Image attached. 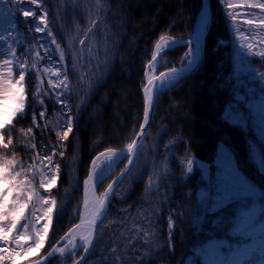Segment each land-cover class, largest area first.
I'll list each match as a JSON object with an SVG mask.
<instances>
[{
	"label": "trees",
	"instance_id": "obj_1",
	"mask_svg": "<svg viewBox=\"0 0 264 264\" xmlns=\"http://www.w3.org/2000/svg\"><path fill=\"white\" fill-rule=\"evenodd\" d=\"M260 1L254 3L259 5ZM137 4L130 6L128 0L3 2L11 23L23 37L19 52L27 49L34 63L25 80L26 110L4 130L13 145L7 150L0 147V161L13 159L20 173L16 182L24 192L21 200L32 193L17 229L7 234L11 245L23 236L21 247L30 246L37 233H43L47 222L44 214L52 207L43 246L39 252L22 257L20 264L46 254L74 223L72 212L82 199L81 183L95 154L122 149L132 141L144 115L143 75L154 46L161 37H187L201 0H173L162 7L167 14L159 24L147 32L130 21L131 13L137 18L142 15ZM245 5L210 0L204 58L194 72L157 95L150 129L136 162L115 189L82 264H203L197 249L210 239H236L229 231L242 208L259 202L260 216H264V116L252 113L245 103L256 85L253 73L264 72V63L260 65L254 54L248 58L251 66L245 56L255 38L264 39V10L251 11ZM24 8H31L37 16L25 20L19 11ZM40 15L47 24L44 33H37L32 23H39ZM248 20L252 23H246ZM222 34L227 38L220 46L228 51L225 54L223 50L222 61L217 63L221 56L214 40ZM97 39L105 52L102 60L101 55L94 58L88 49L89 55L84 51ZM131 39L134 48L124 57ZM184 51L185 46H176L164 57L169 64H178ZM101 62L102 74L97 67ZM65 73L68 87L61 83ZM193 86L200 90L199 100H204L203 105L210 110L205 122L211 125L213 141L207 152L202 147L200 150V142L190 141L188 134V128H199L201 123L195 122L190 106L181 110L180 98H185ZM62 100L67 101V107L60 103ZM180 112L183 116L178 115ZM69 118L73 130L62 139ZM218 147L226 157L219 155ZM47 155H53V160H46ZM71 160L78 186L66 195L70 187L66 168ZM190 161L192 171L188 172ZM53 175L56 184L45 191L40 185L50 183ZM112 176L111 172L108 181ZM100 184L97 191L103 192ZM198 190L204 192L201 198ZM45 199L54 200L55 205L45 204ZM225 203L228 206L217 211ZM168 217L174 223L171 233ZM3 224L10 226V219ZM189 256L191 260L186 262ZM252 257L244 262L254 260ZM57 262L53 257L48 264Z\"/></svg>",
	"mask_w": 264,
	"mask_h": 264
},
{
	"label": "rangeland",
	"instance_id": "obj_2",
	"mask_svg": "<svg viewBox=\"0 0 264 264\" xmlns=\"http://www.w3.org/2000/svg\"><path fill=\"white\" fill-rule=\"evenodd\" d=\"M128 1L130 2V6H134L137 3H138L137 5H141L140 6V12L142 14L141 17L137 18L133 16L131 13L130 21L132 23L138 24L143 32H147L149 29H151L152 26H154V24L158 22L159 18L167 14L166 10L164 11L162 10V7L166 8L165 6H167L170 3H173V0H162V2L158 1L159 3L157 2L155 5H151L152 4L151 2L153 0H128ZM232 1L239 2V4L246 3L245 5L246 8L251 11H253L252 9H255V8L260 9L259 7H249V5H257L254 3L255 1L257 2V0H232ZM262 2L264 4V0H261L260 4ZM210 22H211V11H210ZM226 38H227L226 35L222 34V35H219V37L215 38L214 40V42H216L215 43L216 52L218 53V56H221V58H218L216 60L217 63L219 61H222L223 50L225 54L228 51L227 48H223V46H220L221 43H223ZM100 39L102 40V42H105V38H100ZM98 40L99 39H97V42L94 40V42H92L90 46L86 45V47L84 48V51H86L87 55H89L88 51L92 55H94V58H95V55L97 57V54L100 56L102 53L103 54L105 53L103 50H101V45L98 42ZM254 40L256 42L252 43L251 47H249V51L246 52L245 54L246 61L249 62L248 66H251L252 64L250 63L248 58L251 59V55L254 54L255 57L258 59L257 60L258 63L263 66L264 57H261L260 53H264V39L261 40L259 38L258 39L255 38ZM133 42L134 41H132L131 39L126 44V47L128 48L124 49V50H127L125 54L122 53L124 57H127L129 55V52L132 50L131 48H134ZM23 43L24 41H23V37L21 33L19 32V30H17L16 26L12 24L9 19L8 7L6 6L3 7V14L0 15V80L2 78V70L3 69L8 70L9 68H11L12 69L11 76H9V72H7V76L11 79V81H18L19 80L18 72L20 71L21 63H23L26 66V72H25V80H26L27 72L34 67V63L29 60L30 55L28 56L29 51L27 49H24L23 53L19 52L18 46L24 45ZM104 56L105 55H101V60L104 58ZM5 60L12 61V63L5 65L4 64ZM165 63H168V62L166 61L163 55L162 59L160 60V65L162 66ZM183 64H185V60H183ZM101 65H102V62L97 63V67H100V69L98 68V72L100 74H102ZM247 72L249 74H252L253 70L248 69ZM253 74L255 75V78H256L255 79L256 85L251 90L252 97H250L245 103H247V107L250 108L252 113L260 115V116H264V72L263 70H260V72L253 73ZM16 88L22 89V92L17 93V95H22L24 98V104H23V112H24L26 110V105H27L25 81L20 82L19 84H14L13 89L15 90ZM192 90L187 95L184 96L185 98L183 97L180 98L181 110L186 107L185 105L190 106V108L192 109V110L190 109L193 114L192 116L195 117L194 119H196L195 122L201 123V126L199 128L198 127H195V128L192 127L191 129L188 128V134H189L190 141H193L194 143L200 142L201 143L199 145L200 150L204 148V151L207 152L209 151L211 143L213 141V135L210 134V131L208 128L211 125L208 126V123L205 122L206 116H209L210 114V110L207 109L208 105H206L207 108L205 107V105H203L204 100H199L201 96L200 90H198L195 86L192 87ZM128 95L129 96L132 95V91L128 92ZM0 110H1L0 112L5 114L2 117L3 119L7 118L8 113L10 112L12 113V124L10 125L6 124L5 129L11 127L14 123L15 118L20 113H22L18 109V101L16 99H14L11 105L8 103L0 102ZM182 114L183 112L178 113V115L183 116ZM5 129H0V133H5L4 131ZM110 133H113V131H111ZM130 143L131 142L127 143L122 149L128 147ZM217 152L219 153V155H224V157H226L225 152H223L222 148L218 147ZM73 153L74 151L72 150V154ZM127 158L128 157L122 158L119 161L120 163L118 162L120 165L117 167V164H118L117 163L115 166L110 168L106 172V174L109 175L116 167L117 168L122 167L124 163L127 162L128 160ZM73 166H74V160L73 162L71 160L70 163L68 164V167L66 168V171H68V175H69L68 180L70 184L69 189H66V195H68V192H70V190L73 191V189L75 190L78 186V178L74 174ZM223 169L221 167L220 170L223 171ZM109 178H106L105 180L103 179L104 181L103 180L101 181L100 187L102 189L105 188L108 182L111 180L110 179L108 181ZM84 180L81 183L82 190H83ZM98 194L99 195L102 194V190H99ZM203 195H204V192L199 191V198H201ZM65 199L66 197H64V201L66 202ZM81 204H82V199L78 203V206H76L73 209L72 213H73L74 223H76L77 220L79 219V212L81 209ZM260 210H261V205L259 202H253L248 208L241 209V211L239 212L237 216L235 224L231 228V231H230L231 235L236 236L239 241L231 242V241H228L227 239H210L201 248H199L198 254L201 257V261L203 262V264H233V262H236V261H239L240 264H264V217L259 216ZM168 221H169V217L166 221L167 224H168ZM74 223H72L70 227H72ZM70 227H68L67 230ZM0 245H2V242H0ZM6 247H8L9 250H14L16 245L13 246L10 243V245ZM253 252L256 253V256L260 257L259 260H255V261L251 260L250 262L245 263L244 260L248 258L250 255H252ZM81 253H82V250H79L77 252L71 251L67 253L65 256H55V258L58 261L56 264H72L75 261L74 259L78 258ZM190 260H191V257L189 256L186 262H189Z\"/></svg>",
	"mask_w": 264,
	"mask_h": 264
},
{
	"label": "snow or ice",
	"instance_id": "obj_3",
	"mask_svg": "<svg viewBox=\"0 0 264 264\" xmlns=\"http://www.w3.org/2000/svg\"><path fill=\"white\" fill-rule=\"evenodd\" d=\"M3 2L4 0H0V15L3 14ZM33 3H36L37 0H32ZM8 4H14V3H22V0H7ZM249 7H259L261 10H264V4L260 5H249ZM19 11L22 12V16L27 20L29 17H34L37 16V13H35L31 8H24L20 9ZM32 23L35 24V31L37 33H44L47 24L45 22V18L43 15L39 16V23H35L33 21ZM206 23V20L202 18V25ZM246 23L251 24L252 21L248 20ZM41 25H44V27H41ZM262 25H264V21H262ZM48 36H52V32L48 31L47 32ZM163 39V38H162ZM53 44H56V40H52ZM83 43V41H81ZM197 45H198V40H197ZM43 47H47L44 45ZM251 47V45H249ZM157 48L159 49V45H157ZM57 49H59V45L57 44ZM196 52L199 51V48L194 50ZM191 51L188 55H191ZM40 54L37 53V56ZM261 57H264V53H260ZM61 59H63V55H61ZM153 61L156 60V54L154 53L151 57ZM195 61H191V63H194ZM12 63V61L5 60L4 64L8 65ZM151 67V66H150ZM175 70H173L174 72ZM9 76H11L12 69H8ZM25 72H26V66L21 63L20 64V71L18 72V81H9L7 85V90L12 94V96L18 101V109L23 112V104H24V98L22 95H17V93L22 92V89L16 88L15 91H13V85L14 84H19L20 82L25 81ZM169 74L160 73V77H163L165 80H167ZM68 75L65 73L63 74V80L61 81L62 84H64L65 87H68ZM148 85L151 86L153 83L152 79H148L147 81ZM145 92V108H144V123H148L149 119V108L152 105V88L151 87H146L144 89ZM65 107H67V101L62 100L60 101ZM5 114L0 112V129H5L6 124H12V113L7 114V118L3 119L2 117ZM40 116L43 117L44 113L41 112ZM35 119V117H33ZM141 131L144 129V124L140 125ZM72 123L71 119L69 118V123L67 126V131L63 133L62 139H67L68 135L70 132H72ZM11 131V129H9ZM10 145H13V139L7 135V133H0V147L3 149L7 150ZM129 151H131L133 145L129 144ZM49 151H53V149H49ZM54 155H57V153H53ZM59 155H62L60 153ZM104 155V154H102ZM46 160L52 161L53 160V155H47L45 157ZM101 159V157H96L95 160L92 161L93 167L95 168L98 161ZM131 163V161H129ZM191 161L189 162V167H188V172L192 171V166H191ZM52 167L56 168L58 170V165L53 164ZM20 175L19 172H17L13 166V159H3L0 161V242H2V245H0V264H20V261L22 257L24 256H29L32 253H37L39 252L40 248L44 244V237L47 236L48 234V224L51 222V213H52V207H48L47 211L45 212V217L47 218V222L43 225V233L40 234L39 232L37 233L36 239L33 241V243L26 247L22 248L21 247V240H24L25 238L23 236L19 237L16 239V249L14 250H9L8 245H10V241L8 239L7 234L12 233L14 230L17 229V222L19 218L21 217L24 209L27 207V201L32 199V193L29 192L27 195V200L22 201L21 197L24 195L23 189L19 187V184L16 182V177ZM95 175L96 173L93 172L88 176V180H86L85 186L88 185L89 181H95ZM56 184V176L53 175L51 177L50 183L48 184H43L41 183L40 187L44 188L45 191L48 190V188H51ZM108 188L111 190L113 188L112 184L108 185ZM107 197V193L105 194V198ZM11 200V207L9 206ZM45 204H50V205H55L54 200H44ZM87 204V202H86ZM104 201L101 200L99 202V207L96 209L97 216H99L100 209L103 208ZM215 202L212 203V206H214ZM229 203H225L222 207H219L217 211L222 210L224 207H227ZM209 212L211 211V207L209 208ZM216 212V211H215ZM10 219V226H6L3 224V221L9 220ZM91 224L94 226L95 224V219L91 222ZM79 227V225H77ZM174 228V223H173V218L170 217L168 221V229L169 232L171 233ZM89 236H91V231L89 232ZM89 236L85 237V244L83 246V252L88 253L90 250V247L92 245V240L89 238ZM114 251V250H113ZM51 255V253H49ZM84 257H81V260H83ZM77 264H79V261H77ZM233 264H240L239 261L233 262Z\"/></svg>",
	"mask_w": 264,
	"mask_h": 264
},
{
	"label": "bare ground",
	"instance_id": "obj_4",
	"mask_svg": "<svg viewBox=\"0 0 264 264\" xmlns=\"http://www.w3.org/2000/svg\"><path fill=\"white\" fill-rule=\"evenodd\" d=\"M157 2L158 1H155L153 5H155ZM203 18L206 20V23H204L202 25V21H201L200 28H199L200 30L198 32V35L200 36V38H204V34L207 33L208 25L210 23V8L206 11V13L204 14ZM161 19H163V16L161 18H159L158 22L155 24L156 26L159 24ZM195 20H196V16H195L194 22H195ZM193 25H194V23H193ZM191 34H192V32H190L188 34V36L185 37V38H180V37H170V38L162 37L163 39L160 38V40L155 45L154 52H153V54L154 53L156 54V60L153 61L152 59H150L148 61L147 65H146L147 68H146V72H145V75H144V80L145 81H144V84H143L144 85L143 86V90L146 87H151V86L148 85L147 81H148V79H152L153 80L155 75L158 73L159 67L161 66L160 65V60L162 59L164 52L170 46H172V45H174V47L180 46V45L185 46V50H186L185 53H184L185 64L181 65L179 62H178V64L165 63L162 66H166V65L167 66H173L174 65V66L181 67V68H187V67H189V66H191L193 64V63H191V61H195V59H196L197 52L194 51V50L197 48V43H196V39L195 38L193 39V41H191ZM205 38H206V36H205ZM205 38H204V41H205ZM178 42H186V43L185 44H178ZM157 45H159V49L157 48ZM204 48H205V42H204ZM190 51H191L192 54L188 55L190 53ZM7 72H8V70H6V69L2 70V78L0 80V102L1 103H8V104L11 105L15 98L7 90L8 82L11 81V79L7 76ZM165 73L169 74L168 78H167V80H165L163 77H160L159 83H158V85L160 87H162L165 84L173 81V79L176 76V72L175 71L173 72L172 69H169ZM13 91H15V90L13 89ZM144 94H145V92H144ZM155 108H156V105H155ZM143 118H144V115H143ZM142 121H143V119H142ZM150 125H151V122H150ZM149 129H150V126H149V128L147 130L149 131ZM148 131L145 132V134L144 133L141 134L143 140H145V137H146ZM127 148L128 147H126L124 151H127ZM118 150H120V149H115V148L105 149V150H102V151L98 152L97 154H95V156L92 158L90 166H89L90 167L89 175L91 173L95 172L96 173L95 181H89L87 186H85V183L83 184L82 204H81V209H80V212H79V219H78L80 221L77 224V225H79V227H77V225L74 226L70 230L69 234L66 235L62 239V241L59 243V245H62V244L66 245L65 248H64L62 256H65L67 253H69L71 251L77 252L79 250H83V246L85 244V237L89 236V232L92 230L93 225L91 224V222L93 221V219H96V217H97L96 209L99 207V202L102 200V196L99 195L96 192L97 189H98V185L104 179L105 176L106 177L108 176L106 174V172L110 168L115 166L120 161L121 154L118 152ZM102 154H104V155H102ZM98 156L101 157V159L98 161L96 167L94 168L93 164H92V161L95 160L96 157H98ZM119 163L117 164V167L120 165ZM126 163L127 162H125L122 167H120V168L116 167L112 171V175H113L112 178L123 169V167L125 166ZM86 180H88V177H86L84 182ZM86 202H87V204H86ZM259 216H260V214H259ZM260 217H263V216H260ZM230 231H231V229H230ZM232 236L236 237L234 235H232ZM89 238L91 239L90 236H89ZM219 239H227L228 241H231V242L239 241L237 237L234 240H229L226 237L219 238ZM198 249H197V254H198ZM252 255H253L252 259L255 258L253 261L259 260L260 257L256 256L255 252H253ZM80 257H81V254L79 255L78 258L74 259L75 260L74 262H77L80 259Z\"/></svg>",
	"mask_w": 264,
	"mask_h": 264
},
{
	"label": "water",
	"instance_id": "obj_5",
	"mask_svg": "<svg viewBox=\"0 0 264 264\" xmlns=\"http://www.w3.org/2000/svg\"><path fill=\"white\" fill-rule=\"evenodd\" d=\"M209 8H210V0H201V6H200V9H199V11H198V13L196 15V20L194 22L193 29H192V34H191V41H193V39L195 38L196 39V43H197V40H198V45L197 46L199 48V51L197 52V56H196L195 62L191 66H189L187 68H181V67H177V66H174V65L173 66H167V65L163 66L159 70V72L155 75V77L153 79V83L151 85V88H152V92H151L152 105L149 108L148 123L145 124L144 123V118H143V121H142L141 124H144V129H143V131H141V128L139 127L138 131L136 132L133 140L130 143V144L133 145L131 151H129V147L127 148V151H124L125 148L118 150V152L121 154L120 160L122 158H124V157H128V160H127V163L125 164V166L123 167V169L118 174H116L113 178H111V180L108 182L105 190L103 191V193L101 195L102 196V200L104 201V204H103V208L100 209L99 216L96 217L95 224H94V226L92 227V230H91V236L90 237H91V240H92V244H93V242H94L93 240L95 239V236H96L97 228H98L99 224L102 222V220L104 219V217L106 216V214L108 212L109 204H110L111 198H112V196L114 194V191H115L116 187L121 182V180L128 174V172L131 170V168L133 167V165H134V163L136 161V158H137V155H138V151H139L140 146L142 145V143L144 141L142 139L141 134H143V133L145 134V132L148 131L147 129L150 126V122L152 120V117H153V114H154V111H155L156 98H157L158 93L163 91V90H165V89H167L168 87H170L172 84H174L176 81H178L181 77L186 76L189 73H192L193 71H195L200 66V64L202 62V59L204 57V42H205L204 38H205V34H204V38H200V36L198 35V32L200 30L199 28H200V24H201L202 18H203L204 14L206 13V11ZM185 43L186 42H178V44H185ZM173 46L174 45H172L170 47H173ZM183 59H184V56L182 57V59L180 61V64H182ZM169 69L175 70L176 76L173 79V81H171V82L165 84L164 86L160 87L158 85L159 79H160V73L161 72L165 73ZM142 95L144 96V104H145V94H144V90L143 89H142ZM144 108H145V106H144ZM129 161H131V163H129ZM89 171H90V167H89ZM88 176H89V173H88ZM109 184L113 185V188L111 190L108 188ZM106 193H107V197L105 198V194ZM79 221L80 220H78L72 227H70L64 233V235H62L58 239V241L52 246V248L46 254H44L43 256H41V257H39V258H37L35 260L27 262L26 264H47L48 261L52 257L62 255L66 245H63V244L59 245V243L62 241V239L66 235L69 234L70 230L74 226H76L79 223ZM91 247H92V245H91ZM91 247H90V249H91ZM49 253H51V255H49ZM88 253L82 252L81 257H84V259L81 260V257H80V259L78 260L79 264H81L85 260V258L87 257ZM73 264H77V262H74Z\"/></svg>",
	"mask_w": 264,
	"mask_h": 264
}]
</instances>
